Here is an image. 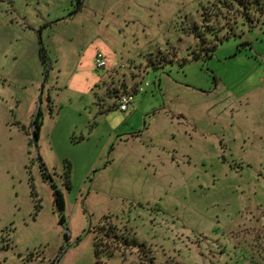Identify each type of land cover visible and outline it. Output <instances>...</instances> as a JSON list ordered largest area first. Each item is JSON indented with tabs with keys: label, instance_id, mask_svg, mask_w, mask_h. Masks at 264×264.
I'll return each mask as SVG.
<instances>
[{
	"label": "rangeland",
	"instance_id": "374dc122",
	"mask_svg": "<svg viewBox=\"0 0 264 264\" xmlns=\"http://www.w3.org/2000/svg\"><path fill=\"white\" fill-rule=\"evenodd\" d=\"M214 1L0 0V264H264V16L193 60Z\"/></svg>",
	"mask_w": 264,
	"mask_h": 264
},
{
	"label": "trees",
	"instance_id": "16d2710c",
	"mask_svg": "<svg viewBox=\"0 0 264 264\" xmlns=\"http://www.w3.org/2000/svg\"><path fill=\"white\" fill-rule=\"evenodd\" d=\"M210 7V12L205 11L203 17L205 26L198 23L191 25V31L195 37L199 40L198 47L190 52V57L193 60H200L202 58H210L219 43H222L225 39H229L232 36H237L239 32L240 23L247 25L250 28H254L261 17L264 16V0H216ZM226 9L228 12L224 13L222 10ZM211 15H214L218 20L223 21V26H219V22L207 23ZM207 24V25H206ZM225 30V31H224ZM43 60H45L46 53L44 48L41 52ZM162 61L154 65L155 68L163 66L168 61L167 56L161 54ZM172 60V59H171ZM188 59H184L182 65L187 63ZM138 87L134 90L137 91ZM126 90V89H125ZM127 93V92H124ZM123 94V93H122ZM121 94H117L116 99ZM40 114V113H39ZM34 127V139L37 140L40 136L42 122L40 121V115L33 121ZM56 202L61 210L65 208V200L62 193L59 190H55ZM112 216H105V220L99 225V232L95 235V251L98 259L102 257H113L120 250L139 249L145 252L147 245L136 237V235L130 234L128 229L126 232H122L117 224L112 222ZM65 222L64 215L61 217V223Z\"/></svg>",
	"mask_w": 264,
	"mask_h": 264
},
{
	"label": "built area",
	"instance_id": "2783aa9c",
	"mask_svg": "<svg viewBox=\"0 0 264 264\" xmlns=\"http://www.w3.org/2000/svg\"><path fill=\"white\" fill-rule=\"evenodd\" d=\"M95 60L98 68H105L107 66V60L102 52L96 54ZM146 86H149V84L146 83ZM144 90H145L144 86L141 87L139 86L137 89L138 92H143ZM134 95L135 94L131 92L121 94L117 99L119 108L123 111H127L135 99Z\"/></svg>",
	"mask_w": 264,
	"mask_h": 264
}]
</instances>
